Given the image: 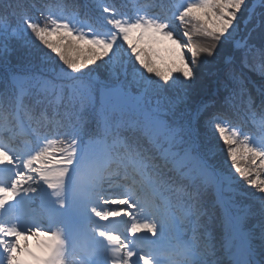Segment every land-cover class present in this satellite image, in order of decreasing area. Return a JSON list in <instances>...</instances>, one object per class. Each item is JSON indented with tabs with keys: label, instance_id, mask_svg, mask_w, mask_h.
<instances>
[{
	"label": "snow or ice",
	"instance_id": "obj_1",
	"mask_svg": "<svg viewBox=\"0 0 264 264\" xmlns=\"http://www.w3.org/2000/svg\"><path fill=\"white\" fill-rule=\"evenodd\" d=\"M129 3L125 11L95 0V21L63 3L60 15L41 0L3 4L0 264H224L222 253L228 264H264V135L229 118L243 112L264 133V84L256 104L241 70L259 56L264 76V47L234 41L206 84L199 72L233 39L246 0ZM8 15L16 27L3 23ZM29 35L47 66L21 73L10 42ZM48 97L55 107L40 110L34 140L12 146L13 122L31 120ZM209 129L227 168L212 155ZM238 181L260 194L243 211Z\"/></svg>",
	"mask_w": 264,
	"mask_h": 264
},
{
	"label": "trees",
	"instance_id": "obj_2",
	"mask_svg": "<svg viewBox=\"0 0 264 264\" xmlns=\"http://www.w3.org/2000/svg\"><path fill=\"white\" fill-rule=\"evenodd\" d=\"M120 3L118 4L119 6L122 7L123 2L122 0H119ZM126 1V0H125ZM9 0H0V14L3 12V4L8 3ZM12 2H15V0H12ZM25 3H29L30 0H24ZM42 3H46L51 7V10L53 14L55 15H60V9L55 7L58 3H63L64 5H67V9L65 11H71L75 9L76 11L79 12L80 16L82 18L84 17H91L93 21L94 17L92 15H89L86 13V8L82 2V0H41ZM93 11L92 14L98 16L99 15V10L96 9L95 7V0H90ZM117 3V0H115ZM249 2H252V0H246L247 5ZM260 2V0L258 1ZM257 2V3H258ZM45 13H47V9H43ZM245 9L243 10L242 14L238 15V21L236 24L237 30L233 33V35H237L239 33H244L247 34V32L250 30V34L247 38V40L251 43L254 44L257 48L264 47V41L261 40V35L264 34V11L261 16V22L258 24L255 28H252L254 22V18H249L247 19V25L245 26V32L240 31L241 25H242V18L245 16ZM32 15L33 19L40 18L41 20L44 19V17H40L39 13L36 12L35 10H32L30 12ZM3 23L9 27V29L14 28L18 25L19 21L18 18L15 16L8 15L6 19H4ZM233 47L232 40L226 41L223 44L219 45L218 47V52L219 55L216 58H207L208 62L202 63L199 65V72L202 78V83L206 84L210 78V74L214 73L216 70V66L218 63H220L226 53H228ZM47 50L43 48V46L39 43V41L35 40V38L31 35L27 37V42L25 40H16L14 42H10V52H9V60L12 66L21 73H27L30 70H34L39 67H45L44 63L42 61L45 58V52ZM260 57L257 56L254 61H250V66L243 67L241 70L244 74V76L247 78V80L250 82V92L252 93L256 104H259V98L256 95V90L255 85L260 88L262 84H264V76L261 75L260 70L258 68V65L260 63ZM101 73H103V68H101ZM100 78H103L101 76ZM199 90V89H198ZM49 100H53L52 104H48L47 100L41 104L36 110L35 113H33V118L29 120L28 118L24 117L25 120H28L31 124H33L35 127H38L39 125L37 124V116L40 112L41 109H45L47 114L49 116L52 115L53 108L55 107V101L52 97H48ZM197 99H209L208 95L204 94L203 92L200 93V95L197 97ZM25 103H28L31 105L32 103V98L31 97H26L25 98ZM61 114L63 113V109L60 110ZM229 118L233 121V123H238L243 126L244 131L251 133L254 131L259 132L260 127L256 124H253L252 121H250L247 116L242 112L239 116L230 113ZM244 120H247L248 123H246ZM40 124H43V121H40ZM48 127H42L41 131L43 132H48ZM52 133L54 134L56 129L54 126H52ZM207 141H210L209 146L212 147L215 146L218 147L219 145V140L215 134H213L212 130H208V136H207ZM206 141V142H207ZM212 155H214L215 160L219 164H223L225 168L228 167L227 164H224V159H225V153L221 151L220 153H217L216 150L213 147ZM223 159V161H222ZM237 186L241 190H245L247 192L246 195L243 194H237V198L244 204L248 203L249 205L252 203L254 200V197L252 193L254 192L255 189L249 188L246 185V182L244 181H239ZM212 193L210 192L207 196V200L212 199L213 197ZM253 199V200H252ZM215 215L216 217H219L221 215L220 209L217 207L215 209ZM254 222V221H250ZM222 226L219 223V220L217 219L216 221L213 222L212 224V237L214 242L216 243L218 241V237L222 235ZM225 240V238L223 239ZM217 244V243H216ZM221 244V243H220ZM220 244L218 243L217 246L219 247Z\"/></svg>",
	"mask_w": 264,
	"mask_h": 264
},
{
	"label": "rangeland",
	"instance_id": "obj_3",
	"mask_svg": "<svg viewBox=\"0 0 264 264\" xmlns=\"http://www.w3.org/2000/svg\"><path fill=\"white\" fill-rule=\"evenodd\" d=\"M241 39H242V37H241ZM240 41V40H239ZM186 55H187V53H186ZM33 140H34V137H33ZM24 143H20L19 145L18 144H16V145H12V146H14V147H16V148H18V149H23V147H24ZM101 223H105V222H101ZM115 227L121 232V233H123L124 232V226L122 225V224H119V223H117L116 225H115Z\"/></svg>",
	"mask_w": 264,
	"mask_h": 264
}]
</instances>
